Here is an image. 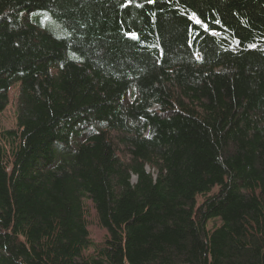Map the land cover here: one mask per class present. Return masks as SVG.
I'll return each instance as SVG.
<instances>
[{
    "label": "trees",
    "instance_id": "trees-1",
    "mask_svg": "<svg viewBox=\"0 0 264 264\" xmlns=\"http://www.w3.org/2000/svg\"><path fill=\"white\" fill-rule=\"evenodd\" d=\"M12 87L0 264H264V0H0Z\"/></svg>",
    "mask_w": 264,
    "mask_h": 264
},
{
    "label": "rangeland",
    "instance_id": "rangeland-1",
    "mask_svg": "<svg viewBox=\"0 0 264 264\" xmlns=\"http://www.w3.org/2000/svg\"><path fill=\"white\" fill-rule=\"evenodd\" d=\"M16 93L18 96V87H12L9 91V104L5 109V111L0 113V131L12 129L15 126V121H16L15 114L17 112ZM87 209H88V221H89V225H88L89 238L94 244L99 245L104 241L107 233L104 229L99 228L97 223L95 222L94 213L91 209L90 203H88ZM211 227H212V223L210 222L208 224V228Z\"/></svg>",
    "mask_w": 264,
    "mask_h": 264
},
{
    "label": "bare ground",
    "instance_id": "bare-ground-1",
    "mask_svg": "<svg viewBox=\"0 0 264 264\" xmlns=\"http://www.w3.org/2000/svg\"><path fill=\"white\" fill-rule=\"evenodd\" d=\"M199 25V24H198ZM197 202V201H196ZM199 205V204H198Z\"/></svg>",
    "mask_w": 264,
    "mask_h": 264
}]
</instances>
